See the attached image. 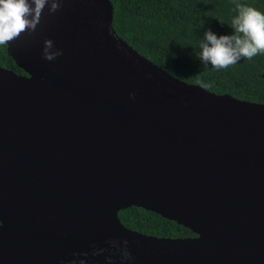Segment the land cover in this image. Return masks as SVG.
<instances>
[{
    "label": "water",
    "instance_id": "95a60500",
    "mask_svg": "<svg viewBox=\"0 0 264 264\" xmlns=\"http://www.w3.org/2000/svg\"><path fill=\"white\" fill-rule=\"evenodd\" d=\"M112 13L63 0L6 44L24 73L0 66V264H264V103L170 75ZM129 206L195 235L128 228Z\"/></svg>",
    "mask_w": 264,
    "mask_h": 264
},
{
    "label": "trees",
    "instance_id": "16d2710c",
    "mask_svg": "<svg viewBox=\"0 0 264 264\" xmlns=\"http://www.w3.org/2000/svg\"><path fill=\"white\" fill-rule=\"evenodd\" d=\"M112 26L138 53L170 75L217 94L264 103V53L241 58L224 69L204 66L199 60L200 41L206 30L217 36L232 35L236 3L264 14V0H110ZM222 21L223 23H221ZM0 66L23 74L0 45ZM128 228L159 237H187L191 229L160 214L129 206L118 211Z\"/></svg>",
    "mask_w": 264,
    "mask_h": 264
},
{
    "label": "clouds",
    "instance_id": "9594fccd",
    "mask_svg": "<svg viewBox=\"0 0 264 264\" xmlns=\"http://www.w3.org/2000/svg\"><path fill=\"white\" fill-rule=\"evenodd\" d=\"M62 3L63 0H0V45L9 44L25 32H34L45 7L52 14L61 8ZM235 7L238 15L231 21L232 35L217 36L211 30L204 32L199 44V60L204 66L224 69L235 65L241 58L252 59L264 53V14L240 3ZM42 54L45 60L53 61L62 55V51L54 48L52 40L46 39ZM134 95L130 93L133 98ZM123 243L126 246L128 242ZM122 254L125 259L130 258L126 247Z\"/></svg>",
    "mask_w": 264,
    "mask_h": 264
}]
</instances>
